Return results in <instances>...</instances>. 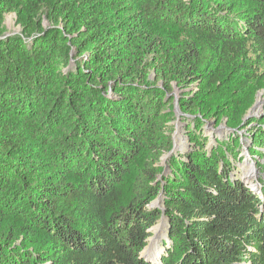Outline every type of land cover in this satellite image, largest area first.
<instances>
[{"label":"trees","instance_id":"trees-1","mask_svg":"<svg viewBox=\"0 0 264 264\" xmlns=\"http://www.w3.org/2000/svg\"><path fill=\"white\" fill-rule=\"evenodd\" d=\"M173 83L194 148L164 172ZM263 83L264 0H0V264H152L162 219L157 264H264V187L197 135Z\"/></svg>","mask_w":264,"mask_h":264},{"label":"rangeland","instance_id":"rangeland-1","mask_svg":"<svg viewBox=\"0 0 264 264\" xmlns=\"http://www.w3.org/2000/svg\"><path fill=\"white\" fill-rule=\"evenodd\" d=\"M44 27H48V23L46 20L43 22ZM5 28H6V36H16L20 35L21 28L16 24V17L14 14H9L5 17ZM150 79L153 80L154 76L151 75ZM157 85H160L158 83ZM264 85V83H263ZM173 87V119L168 123V134L171 139V149L168 153H166L163 157H161V166L164 169V172H168V167L166 164V161L170 156H184L188 152H190L191 149L194 148V145H191L188 132L189 127H191L193 124H189L186 120V117L182 114V112L179 109V100L184 97H192L194 96L199 89L198 83H194L186 88H180L177 87L175 83L172 84ZM258 99H260V103H258ZM259 104V105H258ZM258 106V109L251 110L253 106ZM258 111V112H257ZM253 115V117H247V115ZM264 115V88L257 92L253 97V105L249 108L246 115L243 118V121L241 125L235 129H230L227 126L226 120L221 119L218 123H216V120H208L207 123L197 132L202 136L203 139L207 140V148L208 146L212 147L215 145V140L219 141H225L229 139H236L238 142L235 145V160L232 162L234 164V169L231 172L232 176H235L244 183V185L248 186L250 189H253V186H249L244 182L243 176L244 173L248 170V172H251L253 170V179L252 184H257L258 187H264L262 183H264V149L260 147V145L257 144V146H254V149H260L262 150L263 156L260 157V154L256 150H251L253 147V143H255L257 139V133L263 134L264 126L260 123L259 118ZM248 121H253L251 124H246ZM264 135V134H263ZM179 136V138L177 137ZM175 138L180 139L177 145V149L175 151ZM209 141V143H208ZM233 141V140H232ZM254 141V142H253ZM183 144V145H182ZM264 147V146H263ZM175 151V152H174ZM249 179V177H248ZM262 184V186L260 185ZM253 191L260 193L261 191ZM153 205L155 207H159V202H153ZM161 221L157 223L156 226ZM155 226V227H156ZM152 236V233H151ZM166 239V237L164 238ZM164 239L161 241V243L164 242ZM149 244V239L147 240V245ZM162 247V245H161Z\"/></svg>","mask_w":264,"mask_h":264},{"label":"bare ground","instance_id":"bare-ground-1","mask_svg":"<svg viewBox=\"0 0 264 264\" xmlns=\"http://www.w3.org/2000/svg\"><path fill=\"white\" fill-rule=\"evenodd\" d=\"M257 102L260 103L261 102L260 99H258ZM258 108L259 107L256 105L255 109H258ZM177 137L179 138V136H177ZM178 138H175V151L177 149L178 142L180 141V139H178ZM252 171L253 170H251V172H248V170H247L244 173V176H243V178H245L244 182H246V184H248L249 186H253L252 188L258 192L260 190V187H258L257 184H255V185L252 184V179H253L252 178L253 177ZM248 177H249V179H248ZM166 230H167V227H166L165 219H162L161 222L158 224V226L153 227L151 229L152 236L149 238V244L142 252V257L147 262H150L152 264L158 263L159 258L162 254L161 241L166 237Z\"/></svg>","mask_w":264,"mask_h":264},{"label":"water","instance_id":"water-1","mask_svg":"<svg viewBox=\"0 0 264 264\" xmlns=\"http://www.w3.org/2000/svg\"><path fill=\"white\" fill-rule=\"evenodd\" d=\"M254 107H255V106H253V107L251 108V110H254ZM247 117H248V118H249V117H253V115L251 116V115L249 114V115H247ZM156 202H157V201H156ZM140 257L143 258V257H142V253L140 254ZM143 259H144V258H143ZM144 260H145V259H144ZM145 261H146V260H145Z\"/></svg>","mask_w":264,"mask_h":264}]
</instances>
